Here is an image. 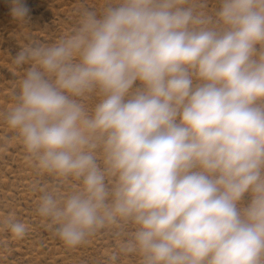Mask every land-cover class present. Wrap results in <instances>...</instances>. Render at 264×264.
Here are the masks:
<instances>
[{"label": "clouds", "instance_id": "obj_1", "mask_svg": "<svg viewBox=\"0 0 264 264\" xmlns=\"http://www.w3.org/2000/svg\"><path fill=\"white\" fill-rule=\"evenodd\" d=\"M13 63L29 67L0 122L56 178L36 213L66 247L108 229L113 261L264 264V0H105Z\"/></svg>", "mask_w": 264, "mask_h": 264}, {"label": "rangeland", "instance_id": "obj_2", "mask_svg": "<svg viewBox=\"0 0 264 264\" xmlns=\"http://www.w3.org/2000/svg\"><path fill=\"white\" fill-rule=\"evenodd\" d=\"M28 8L25 24L12 14L13 0H0V112L14 102L20 81L29 65L13 63L16 53L30 43L52 44L78 26L84 9L100 15L105 0H21ZM211 12L217 0H206ZM84 102L91 107L95 97ZM56 178L38 175L16 133L0 122V218L12 215L27 225V234L16 239L0 227V264H139L132 254L111 259L120 239L114 230H100L84 244L66 247L36 213L42 190L54 186ZM64 182L62 193L75 188ZM127 231H131L129 227Z\"/></svg>", "mask_w": 264, "mask_h": 264}]
</instances>
